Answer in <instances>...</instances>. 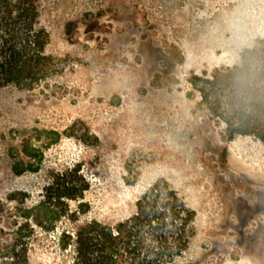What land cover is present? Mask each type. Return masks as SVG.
<instances>
[{
    "label": "rangeland",
    "instance_id": "374dc122",
    "mask_svg": "<svg viewBox=\"0 0 264 264\" xmlns=\"http://www.w3.org/2000/svg\"><path fill=\"white\" fill-rule=\"evenodd\" d=\"M37 2L60 70L43 93L0 88V230L15 229L61 176L86 189L53 233L34 229L29 264H71L57 242L71 211L113 225L160 181L194 212L176 264H264V145L226 141L190 85L264 38V0ZM36 131L60 137L36 172L14 175L22 140L42 143Z\"/></svg>",
    "mask_w": 264,
    "mask_h": 264
},
{
    "label": "trees",
    "instance_id": "16d2710c",
    "mask_svg": "<svg viewBox=\"0 0 264 264\" xmlns=\"http://www.w3.org/2000/svg\"><path fill=\"white\" fill-rule=\"evenodd\" d=\"M48 40L37 0H0V88L42 93L49 89L60 68L58 60L45 53ZM190 85L198 93V108L223 126L226 141L251 137L264 145V38L243 49L238 63L208 75L202 72ZM59 137L55 131H36L34 140L42 139L39 146L22 140L17 153L21 160L12 163L11 172H36L43 151ZM61 179L51 196L21 211L15 229L0 230V264H29L34 229L53 233L66 214V201L82 198L86 185ZM79 214V209L71 211L68 220L73 226L57 233L58 246L68 253L71 264H176L194 234V212L165 181L150 186L136 201L133 214L113 225L79 221Z\"/></svg>",
    "mask_w": 264,
    "mask_h": 264
}]
</instances>
